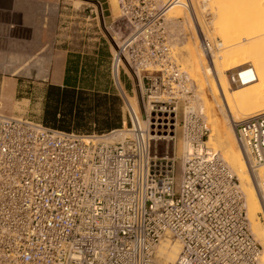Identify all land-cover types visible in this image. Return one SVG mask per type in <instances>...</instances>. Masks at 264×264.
<instances>
[{
  "label": "built area",
  "instance_id": "1",
  "mask_svg": "<svg viewBox=\"0 0 264 264\" xmlns=\"http://www.w3.org/2000/svg\"><path fill=\"white\" fill-rule=\"evenodd\" d=\"M169 2L120 0L119 19L134 32L110 56L118 129L66 133L0 112V264H158L164 239L179 245L172 264H257L236 179L206 146L208 119L171 55ZM199 46L210 60L215 45ZM232 128L264 168V112ZM258 193L264 209V181Z\"/></svg>",
  "mask_w": 264,
  "mask_h": 264
},
{
  "label": "bare ground",
  "instance_id": "2",
  "mask_svg": "<svg viewBox=\"0 0 264 264\" xmlns=\"http://www.w3.org/2000/svg\"><path fill=\"white\" fill-rule=\"evenodd\" d=\"M207 1L203 0L205 4ZM212 1L217 2V0H210L211 5L214 4ZM236 1H231V7L225 6L230 3H226V1L223 7L217 5H213L214 7L210 6L213 10H210L211 13L209 15L215 14L216 18L218 17L215 20L217 23L211 24V29L216 36L218 34L217 39L219 42L215 43V50L220 51L216 55L212 53L210 60L205 61L207 62V67H203L204 64L201 66L203 74L214 80H211V83H215V90H218L219 99H222V103L224 102V111H226L232 123L264 112V4L263 2L259 3L262 0ZM221 2L223 0L220 1V5H222ZM182 4V0H171L165 6V15L176 6L186 9ZM179 8H174L176 9L174 13H177ZM240 8L245 14L239 11ZM212 16L211 20L213 19ZM186 47L188 66L191 67L189 70L194 76H198L200 66L197 63V58L195 59L191 45L187 44ZM199 60L200 63L202 61L204 63L203 57ZM225 72H229L234 80H236L237 87L235 89L230 88V82L228 83ZM186 76L190 77L187 73ZM217 93L215 92L216 96ZM198 107H201L203 111L204 106L202 102L198 103ZM221 122L218 117L210 116L208 122L210 124L209 139L207 138L206 146L219 155V158L225 163L236 181L238 180L237 188L243 197V203L246 207L245 211L249 229L260 246L257 264H264V225L259 220L260 217L264 218V209L258 193L259 183L264 181V170L263 167L259 169L255 168L254 170L247 151L242 149L239 144H237L239 147L235 146L234 132L231 133V130L225 126L224 122V125ZM169 241L164 239L156 247L155 257H157L161 264H172L179 252V245L176 242L174 245H170Z\"/></svg>",
  "mask_w": 264,
  "mask_h": 264
},
{
  "label": "crops",
  "instance_id": "3",
  "mask_svg": "<svg viewBox=\"0 0 264 264\" xmlns=\"http://www.w3.org/2000/svg\"><path fill=\"white\" fill-rule=\"evenodd\" d=\"M93 6L96 13L102 10L99 2ZM83 9L77 0H0V97L10 104L20 81H35L41 90L35 100L21 99L22 118L41 124L48 86L99 89L101 94L116 95L113 90L110 93L109 85H100L103 62L98 47L91 52L69 47V27L78 24ZM28 58H38V67L31 70L42 76H18ZM119 110L121 116V106Z\"/></svg>",
  "mask_w": 264,
  "mask_h": 264
},
{
  "label": "rangeland",
  "instance_id": "4",
  "mask_svg": "<svg viewBox=\"0 0 264 264\" xmlns=\"http://www.w3.org/2000/svg\"><path fill=\"white\" fill-rule=\"evenodd\" d=\"M77 1H78V4L83 6L84 9L81 11V19L76 21L78 24L70 25L69 27V34H70V39L68 40V42H70L69 47H72V48L76 47L80 49L82 48L83 50L87 52L94 51L98 47V51L101 56V60L103 62V65L101 64L103 68L101 69L100 76H99L100 85H104V84H106L107 86L109 85L111 90H113V92L116 94V92L114 91L111 85V81L109 77L110 56L114 54V51L116 50L117 46L121 47L122 43L125 42L127 39H129L131 34L134 32V30L128 22H126L125 20L119 19L120 0H77ZM124 1L134 3L137 0H124ZM151 1L154 2L156 7H160L163 4H166L169 0H151ZM220 1L222 0H217L216 3L212 1V3H214L213 5L215 6L217 5V6L223 7L224 4H226L227 2H230L228 3L229 5L228 4L225 5V6H230L232 0L231 1L223 0V2H221L222 5L219 4ZM95 2H99L101 4V9H102L101 11L99 10V12L97 13L93 6ZM262 2L264 4L263 0L259 1V3H262ZM202 3L204 4V6ZM206 4L205 2H203V0H189L187 4L188 10L179 8L176 6L174 8L176 9L179 8V11H177V13H174L176 9L173 8L165 15V18L169 19V21L170 20L172 21V22H169L166 26V35L168 38V45H169L171 55L174 57L177 66L180 67L181 71L186 72L190 76L188 77V79L190 80L192 84L189 83L188 81L186 83V90L189 91L188 97L193 100L192 106H198V103L202 102L204 106L203 113L205 116L207 115L208 122H209L210 116H216L218 117L219 121L221 120L222 124L224 122L225 126L231 130V133H233L232 128H231L232 122L227 116L226 111H224V108H223L224 102L222 103L221 101L222 99L221 100L219 99L220 96L217 93L218 90L217 91L215 90V86H214L215 83L212 82L213 83L212 85L211 80L213 79L205 76V74H203L204 73L203 68L201 67L203 64H204L203 67L205 66L207 67L206 65L207 62H205L206 59L202 55V52L199 46L201 39L206 40L208 43L212 45H215V43L219 42V40L217 39L218 34L216 36V34L211 29L212 28L211 24L213 23L216 24L217 21L215 20H217L218 17L216 18L215 14L209 15L211 11L213 10L211 8L213 5H211L210 0H208ZM239 11L245 14V12L241 10V8L239 9ZM211 16L213 17L212 19L213 21L211 20ZM200 28H201V31H200ZM187 44L191 45V49L193 50V53L195 54V59L197 58V63H199L200 72L198 76L196 75L194 76V74L191 73V71L189 70V68L191 67L188 66V62H187V59H188L186 55V52H187L186 45ZM219 51L217 50L214 51L213 55H216V53H218ZM202 57L204 59V63L203 61L202 63H200L199 59H202ZM23 61H25V63L23 65H20L21 71L17 73L18 76H21V77L24 76V77H30V78L42 76L40 74L32 72L31 70L34 66L35 68L38 67L39 65L38 58H34V59L28 58V59H24ZM225 75L229 83V76L231 75L229 72H225ZM197 78H199L200 80L198 79L199 80L198 81ZM32 82H33L32 84H25V83H21L20 81L16 97L10 104L5 103L3 101V97L2 98L0 97V112L12 118H16V119L22 118L21 114L23 113V109H22L23 107L21 106V104H23V101H21V99L30 97L35 100L36 98L39 97L40 92H41L39 87H37L38 85H36L37 82L35 81H32ZM121 83L124 84L127 89V90H124L126 99L134 108V101L132 99L131 93L129 92L130 90L129 83L127 82V80H125L123 76H121ZM193 85L194 87H192ZM229 86L231 89H235L237 87V84L229 83ZM215 92L217 93V96L215 95ZM196 94L198 95L197 97H196ZM116 96L118 97L117 94ZM120 106H121V103H120ZM180 110H181V106H180ZM180 110H179V113L181 112ZM119 114H120V110H119ZM22 119H25V118H22ZM27 119L31 120L30 118H27ZM177 145H179V143ZM235 146L239 147L237 143L235 144ZM179 153L180 152L176 150L173 154L175 157V166L177 170L179 169V160H177L176 157L179 156ZM259 168L261 167H257L256 169H259ZM254 170H255V167H254ZM259 220L264 225V218L260 217ZM166 240L169 241V239H166ZM169 242H170V245L175 244L173 240H170ZM155 261L158 264H161V262H159L157 257H155Z\"/></svg>",
  "mask_w": 264,
  "mask_h": 264
},
{
  "label": "trees",
  "instance_id": "5",
  "mask_svg": "<svg viewBox=\"0 0 264 264\" xmlns=\"http://www.w3.org/2000/svg\"><path fill=\"white\" fill-rule=\"evenodd\" d=\"M99 92V89L48 86L41 124L53 130L83 135H101L118 129L121 125L119 98Z\"/></svg>",
  "mask_w": 264,
  "mask_h": 264
}]
</instances>
